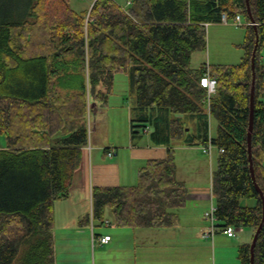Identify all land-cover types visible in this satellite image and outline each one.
<instances>
[{
	"label": "trees",
	"instance_id": "16d2710c",
	"mask_svg": "<svg viewBox=\"0 0 264 264\" xmlns=\"http://www.w3.org/2000/svg\"><path fill=\"white\" fill-rule=\"evenodd\" d=\"M23 5L25 13L17 17L21 8L13 0L0 3V134L6 141L0 147V264L54 263V202L69 196L87 145L89 94L106 103L119 72L130 81L133 134L147 133L138 130L143 123L156 126L158 142L184 138L185 121L171 116L196 117L197 131L186 142L224 149L213 173L218 224L256 232L263 205L248 150L256 29L246 0H132L130 11L114 0H96L82 12L70 0ZM250 5L260 35L252 150L264 191V0ZM223 13L230 20L247 18L244 58L234 65L192 67L193 53L207 48V23L221 22ZM70 54L76 57L71 69L62 65ZM207 71L218 81L209 100L201 85ZM68 72L72 91L63 95L59 80ZM210 117L218 123L214 138ZM186 196L170 148L165 158L142 167L138 184L95 186L94 217L103 222L111 209L117 226H171V209L184 206ZM244 199L256 205H244ZM240 257L241 264H251V244L241 246ZM255 264H264V226Z\"/></svg>",
	"mask_w": 264,
	"mask_h": 264
},
{
	"label": "crops",
	"instance_id": "0c3cea01",
	"mask_svg": "<svg viewBox=\"0 0 264 264\" xmlns=\"http://www.w3.org/2000/svg\"><path fill=\"white\" fill-rule=\"evenodd\" d=\"M95 2L92 0L89 11ZM210 24L207 23V29ZM74 58L72 54L68 55L62 63L63 67L74 68ZM191 66L198 67L192 64V60ZM65 76L59 80V91L63 95L72 91L71 83L74 81L69 72ZM97 89L107 92V87L103 85ZM110 96L109 93L104 104L96 102L89 94V105L92 107L91 111L88 109L87 116L90 137L88 135L87 145L82 147V160L74 173L69 196L54 202L52 235L55 261L52 264H241L240 248L252 243L255 231L251 227H237L236 235L229 236L224 232L225 227L218 224L216 216L212 218L209 215L216 206L213 193L215 170L211 169L214 160L218 161L220 150L214 155L213 149L205 151L206 145L186 142L187 137L197 131V118L178 114L171 116V119L181 117L185 121L184 138L168 137L166 142H158L153 136L156 131L154 124H150L152 128L149 132L134 135L133 104L129 94L130 141L127 123L126 134L122 135L123 143L117 140L118 136L114 140L112 137L97 138L100 126L110 125L111 113L107 109ZM206 109L209 112V107L206 106ZM149 112L157 116L158 109L151 108ZM212 119L215 118L210 117V136L214 138L216 133H211ZM170 148L175 151L176 177L187 189L184 206L171 209L176 214L173 225L140 228L117 226L113 222L111 209L105 221L95 219V186L138 184L142 167L151 159L165 158ZM111 150H116L118 155L109 157ZM250 205H256V200H251ZM104 235H111L107 243L100 240Z\"/></svg>",
	"mask_w": 264,
	"mask_h": 264
},
{
	"label": "rangeland",
	"instance_id": "374dc122",
	"mask_svg": "<svg viewBox=\"0 0 264 264\" xmlns=\"http://www.w3.org/2000/svg\"><path fill=\"white\" fill-rule=\"evenodd\" d=\"M17 6L21 8L19 12H16V16L20 17L25 13L23 4L29 0H13ZM125 10H129L132 7L131 0H115ZM1 3V0H0ZM71 6L76 10H89L92 4V0H70ZM247 18L242 15V24L237 25L234 19L229 22L211 23L208 25V38L206 50H199L193 53L192 64L194 66H200L202 63H208L212 65L227 64L234 65L239 64L245 56V48L242 46L247 35ZM262 60L264 63V46L261 49ZM264 85V80H263ZM130 81L129 77L124 72H119L115 77V82L112 91L110 92V104L109 109L110 125L109 127L101 125L100 131L96 133V137L107 139L112 137L113 140L118 136L117 140L121 143L124 142L122 135L126 134V123L128 124V140L130 138V124L131 119L128 116V109L130 102L128 101L130 94ZM127 112V113H126ZM93 118L91 119V121ZM211 133L217 134L218 123L215 119H212ZM120 136V137H119ZM95 137V134H94ZM130 141V140H129ZM6 144L5 136L0 134V147ZM90 147V146H89ZM213 154L215 155L218 148L213 146ZM118 155V154H117ZM116 157V156H115ZM218 161L214 160L211 170L217 168ZM244 205H250L251 199H244ZM247 228V227H244ZM236 229V228H235Z\"/></svg>",
	"mask_w": 264,
	"mask_h": 264
},
{
	"label": "water",
	"instance_id": "95a60500",
	"mask_svg": "<svg viewBox=\"0 0 264 264\" xmlns=\"http://www.w3.org/2000/svg\"><path fill=\"white\" fill-rule=\"evenodd\" d=\"M246 1H247V9H248L250 21L255 26V29H256V42H255V46H254L253 54L251 58L253 81H252V90H251V116H250V127H249V134H248V142H249L248 150H249L250 169H251L252 178H253L254 184L256 185V188L258 189L260 193V196L262 199V205H263L262 220L254 234V237L251 243V264H255V248L257 245L260 232L264 226V191L262 190V188L260 187L257 181L255 168H254L253 150H252V136H253V130H254L255 89H256V55H257V51H258V47L260 43V35L258 32V27H257L258 24L255 22V18L252 14L250 0H246Z\"/></svg>",
	"mask_w": 264,
	"mask_h": 264
},
{
	"label": "built area",
	"instance_id": "2783aa9c",
	"mask_svg": "<svg viewBox=\"0 0 264 264\" xmlns=\"http://www.w3.org/2000/svg\"><path fill=\"white\" fill-rule=\"evenodd\" d=\"M222 21H224V22H229L230 21L228 13H223ZM234 22L237 25H241L242 24V16L241 15H237L236 18L234 19ZM217 84H218L217 78L212 76L209 71H207L206 74L201 78V85L206 88L208 100L210 99V97L212 95H214L216 93ZM91 109H92V107H91V105H89V110L91 111ZM141 125H145V126H141ZM139 126H141V127H139L138 130L141 131V132L142 131L148 132L151 129V127H149L148 124L141 123V124H139ZM90 133H91V129H90V126H88V135H89V137H90ZM212 147H213L212 143L211 142L208 143L205 146V151H210L212 149ZM90 148H91V145H90ZM220 151H224V149L222 148ZM117 154H118V152L116 150H111V151L108 152V156L109 157H115V156H117ZM215 211H216V206L213 207L211 213H209V215L212 218H214L216 216L215 215ZM224 232L226 234H228L229 236L236 235L235 226L229 225V226L225 227L224 228ZM110 239H111V235H104V236L100 237V240L103 243H107Z\"/></svg>",
	"mask_w": 264,
	"mask_h": 264
}]
</instances>
